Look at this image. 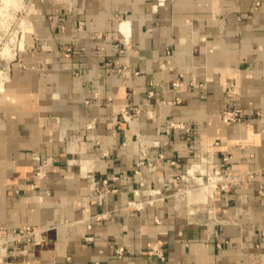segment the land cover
I'll return each instance as SVG.
<instances>
[{
	"label": "crops",
	"instance_id": "1",
	"mask_svg": "<svg viewBox=\"0 0 264 264\" xmlns=\"http://www.w3.org/2000/svg\"><path fill=\"white\" fill-rule=\"evenodd\" d=\"M41 2L0 105V264H264V0Z\"/></svg>",
	"mask_w": 264,
	"mask_h": 264
},
{
	"label": "rangeland",
	"instance_id": "2",
	"mask_svg": "<svg viewBox=\"0 0 264 264\" xmlns=\"http://www.w3.org/2000/svg\"><path fill=\"white\" fill-rule=\"evenodd\" d=\"M41 1L42 0H0V105L8 84L10 83L11 76L21 67L19 66V60L24 57V49L29 40L28 33L33 29L34 20L39 11L38 8L42 3ZM233 108L226 109L221 113L220 119L222 122H224V113ZM138 113V111L132 110L129 115L134 117ZM244 116L243 112L241 121H243ZM122 118L125 119L124 116ZM241 121H237L236 123H240ZM173 124H171V126L175 127V124L174 126ZM211 176H214V172ZM188 178L191 185L199 188V191L198 194H195L194 189L188 186L189 183L182 180L186 183L184 189H187V192L183 195V198L187 202L193 201L196 195L200 196L201 194L209 193L208 191H210V189H203L199 186L194 175H188Z\"/></svg>",
	"mask_w": 264,
	"mask_h": 264
},
{
	"label": "built area",
	"instance_id": "3",
	"mask_svg": "<svg viewBox=\"0 0 264 264\" xmlns=\"http://www.w3.org/2000/svg\"><path fill=\"white\" fill-rule=\"evenodd\" d=\"M260 3H257V6H259ZM175 87H178V83L174 84ZM180 99L177 98V102H179ZM242 114L243 111L240 108H233L230 109L228 111H226L224 113V122L226 123H236L237 121H241L242 119ZM36 159L38 161H41L40 157H36ZM46 166H47V162L46 161H41V165L38 167V176L40 178H45L46 177ZM192 175H194V173H191ZM189 172L186 173V177H188V175H191ZM184 175L181 176V180L186 181L187 183H189V187L194 189V193L198 194L199 188H196L194 186L191 185L190 181H188L189 178H186ZM197 180V178H195ZM233 178L222 174L220 171H215L214 172V176H209L207 181H197L198 185L201 186L203 189H211V191H208V194L204 193L203 196V204H207V201H209V199H211L214 195V193L218 190H222V191H229L230 190V186L232 184ZM201 188V189H202ZM187 192V189H179L177 190V192L172 193L171 197L177 198L181 195H184ZM211 192V193H210ZM5 233V232H4ZM38 232H35V230H33L31 227H25L22 229H19L16 231L15 233V239H17V241H21L22 239H25L26 241H32L33 238L36 239V235ZM153 251H155V249H152ZM118 256L122 257L124 255V250L123 248L118 249ZM158 255L162 257V254L157 251Z\"/></svg>",
	"mask_w": 264,
	"mask_h": 264
},
{
	"label": "bare ground",
	"instance_id": "4",
	"mask_svg": "<svg viewBox=\"0 0 264 264\" xmlns=\"http://www.w3.org/2000/svg\"><path fill=\"white\" fill-rule=\"evenodd\" d=\"M194 168H196V167H194Z\"/></svg>",
	"mask_w": 264,
	"mask_h": 264
}]
</instances>
